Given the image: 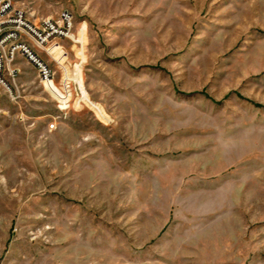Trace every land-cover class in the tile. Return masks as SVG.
<instances>
[{
	"label": "rangeland",
	"instance_id": "374dc122",
	"mask_svg": "<svg viewBox=\"0 0 264 264\" xmlns=\"http://www.w3.org/2000/svg\"><path fill=\"white\" fill-rule=\"evenodd\" d=\"M13 1L75 37L0 99V264H264V0Z\"/></svg>",
	"mask_w": 264,
	"mask_h": 264
},
{
	"label": "built area",
	"instance_id": "2783aa9c",
	"mask_svg": "<svg viewBox=\"0 0 264 264\" xmlns=\"http://www.w3.org/2000/svg\"><path fill=\"white\" fill-rule=\"evenodd\" d=\"M73 15L64 11L59 20L45 18L36 22L31 14L15 5L13 0H0V99L14 97L21 69L16 65L18 56H25L37 69L43 82L52 81L54 71L38 49L51 54L50 43L58 38L74 39ZM51 128L54 125L51 124Z\"/></svg>",
	"mask_w": 264,
	"mask_h": 264
},
{
	"label": "bare ground",
	"instance_id": "6f19581e",
	"mask_svg": "<svg viewBox=\"0 0 264 264\" xmlns=\"http://www.w3.org/2000/svg\"><path fill=\"white\" fill-rule=\"evenodd\" d=\"M48 82H50V81H46V83H48Z\"/></svg>",
	"mask_w": 264,
	"mask_h": 264
}]
</instances>
